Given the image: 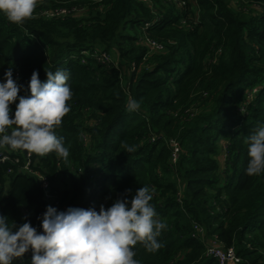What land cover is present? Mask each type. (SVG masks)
<instances>
[{"label":"trees","instance_id":"obj_1","mask_svg":"<svg viewBox=\"0 0 264 264\" xmlns=\"http://www.w3.org/2000/svg\"><path fill=\"white\" fill-rule=\"evenodd\" d=\"M56 9L67 12L43 14ZM9 68L20 96H30L33 71L43 82L58 69L73 93L55 129L67 160L3 150L9 226L42 232L48 206L98 212L148 186L167 227L158 251L135 246L139 264H219L206 255L212 241L232 248L235 264H264V173H246L248 138L264 125V0H38L22 24L0 12V82ZM129 98L138 112L126 110Z\"/></svg>","mask_w":264,"mask_h":264},{"label":"clouds","instance_id":"obj_2","mask_svg":"<svg viewBox=\"0 0 264 264\" xmlns=\"http://www.w3.org/2000/svg\"><path fill=\"white\" fill-rule=\"evenodd\" d=\"M38 0H0V12L16 24L33 18ZM46 81L33 71L28 90L30 96H20L23 85L13 78L12 69L0 82V148L26 150L39 156L55 153L67 160L69 150L55 129L70 111L68 101L72 91L67 81L69 73L58 69L46 71ZM16 104L14 115L10 105ZM140 103L129 98L128 112H138ZM10 130V131H9ZM250 157L246 173L258 176L264 173V125H260L248 138ZM126 152L135 146L121 142ZM154 190L139 187L127 199L131 189L122 198L105 209L69 207L59 211L48 206L38 232L30 222L9 226L8 219L0 215V264H13L31 251V264H139L133 250L139 243L148 252H156L163 245L158 241L167 225L157 219L150 201Z\"/></svg>","mask_w":264,"mask_h":264},{"label":"built area","instance_id":"obj_3","mask_svg":"<svg viewBox=\"0 0 264 264\" xmlns=\"http://www.w3.org/2000/svg\"><path fill=\"white\" fill-rule=\"evenodd\" d=\"M66 12L67 11L64 9H56V10H52V11L47 10V11L43 12V14L48 18H55V17H59V16L64 15ZM147 43L150 45L151 49H154L156 51H162L163 50V47L160 44H157L154 42H147ZM99 61L100 62H107L108 57L106 56V54H102L101 57L99 58ZM14 76L17 77L18 73H15ZM239 111L244 112V109L241 108V109H239ZM170 145L172 148L171 161L174 162V160L177 157L178 149L173 142H170ZM3 150H0V163L8 160V156L4 153ZM28 156L29 155L27 153L25 155V158L27 159ZM27 165L28 164L25 163L23 169L27 172H30ZM40 179L42 181V187L45 189L46 183H45L43 178L40 177ZM206 255L214 258L219 264H235V263L239 262V259L235 255V252L232 248L223 249L215 241H212L209 243V247H207V250H206Z\"/></svg>","mask_w":264,"mask_h":264},{"label":"water","instance_id":"obj_4","mask_svg":"<svg viewBox=\"0 0 264 264\" xmlns=\"http://www.w3.org/2000/svg\"><path fill=\"white\" fill-rule=\"evenodd\" d=\"M9 131H10V130H9ZM3 149H6V150H12V149L9 148V147H4ZM16 151L21 152V154H22L23 156H25V155L28 153V151H26V150H19V149H17Z\"/></svg>","mask_w":264,"mask_h":264},{"label":"rangeland","instance_id":"obj_5","mask_svg":"<svg viewBox=\"0 0 264 264\" xmlns=\"http://www.w3.org/2000/svg\"><path fill=\"white\" fill-rule=\"evenodd\" d=\"M220 158H221V160H220V161H221V163H223V162H222V157H220Z\"/></svg>","mask_w":264,"mask_h":264},{"label":"crops","instance_id":"obj_6","mask_svg":"<svg viewBox=\"0 0 264 264\" xmlns=\"http://www.w3.org/2000/svg\"><path fill=\"white\" fill-rule=\"evenodd\" d=\"M1 150H3V148Z\"/></svg>","mask_w":264,"mask_h":264}]
</instances>
